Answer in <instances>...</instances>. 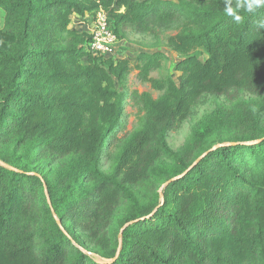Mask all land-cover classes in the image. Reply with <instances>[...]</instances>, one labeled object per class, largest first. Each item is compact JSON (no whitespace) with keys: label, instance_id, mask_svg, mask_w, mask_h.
<instances>
[{"label":"trees","instance_id":"1","mask_svg":"<svg viewBox=\"0 0 264 264\" xmlns=\"http://www.w3.org/2000/svg\"><path fill=\"white\" fill-rule=\"evenodd\" d=\"M101 10L119 41L179 27L177 81L150 77L164 52L138 58L158 99L126 93L130 61L71 29ZM240 15L224 0H0V264H264V9ZM127 96L145 120L106 174ZM207 96L229 105L173 150L176 122Z\"/></svg>","mask_w":264,"mask_h":264},{"label":"rangeland","instance_id":"2","mask_svg":"<svg viewBox=\"0 0 264 264\" xmlns=\"http://www.w3.org/2000/svg\"><path fill=\"white\" fill-rule=\"evenodd\" d=\"M95 17L86 16L85 19L81 21L77 17H74L71 29H76L81 33H88L90 30H93V27L89 23L94 20ZM178 29L179 27L177 25H172L155 26L150 33L146 34L136 33L131 29H125L121 32L120 41L118 45L115 46L112 57L116 60L126 59L131 63L130 71L124 84V90L126 93H148L155 99H158L163 94L162 92L154 90L150 83L144 82L139 78L140 70L138 69V58L142 53L164 52L165 58L162 61L161 67L150 73L151 78L161 80L167 77H172L175 81L178 80L180 74L175 71V67L182 60V56L168 47L169 38L175 36ZM202 59H206V56L202 55ZM119 91H123V88L119 87ZM242 97H246V95L242 94ZM217 104L229 105V99L225 96L217 99L207 96L202 103L198 104L193 109V113L189 118L177 121L174 129L170 132L168 137L169 146L175 151L182 148L191 137V127L193 124L205 114L212 112ZM124 105L125 124L119 130L117 142L106 149L102 159L101 169L106 174H109L112 171L114 159L120 149L121 142L119 141L126 135L139 129L145 120V112L141 108V105H139L138 102L133 101L131 96L125 98ZM43 161L44 160L42 159L40 162ZM69 162V158L52 161L48 167L47 173L52 177H56L61 174L65 165ZM135 191H139V187ZM143 191H148V188L145 187Z\"/></svg>","mask_w":264,"mask_h":264},{"label":"built area","instance_id":"3","mask_svg":"<svg viewBox=\"0 0 264 264\" xmlns=\"http://www.w3.org/2000/svg\"><path fill=\"white\" fill-rule=\"evenodd\" d=\"M93 30L88 32L90 36V50L95 55H101L106 58L112 57L115 46L119 40L110 29L109 19L104 11H99L95 19L90 22Z\"/></svg>","mask_w":264,"mask_h":264},{"label":"clouds","instance_id":"4","mask_svg":"<svg viewBox=\"0 0 264 264\" xmlns=\"http://www.w3.org/2000/svg\"><path fill=\"white\" fill-rule=\"evenodd\" d=\"M261 9H264V0H224V14L231 17L234 23L241 22L240 13L242 11L255 15ZM256 23L259 29H264V19H260Z\"/></svg>","mask_w":264,"mask_h":264},{"label":"water","instance_id":"5","mask_svg":"<svg viewBox=\"0 0 264 264\" xmlns=\"http://www.w3.org/2000/svg\"><path fill=\"white\" fill-rule=\"evenodd\" d=\"M204 156H205V155H203L202 157H200V158L196 161V163L191 167L190 170H192V169L194 168V166H195L197 163H199V162L201 161V159H202ZM190 170H188V171L184 174V176H185ZM161 197H162V195H161Z\"/></svg>","mask_w":264,"mask_h":264}]
</instances>
